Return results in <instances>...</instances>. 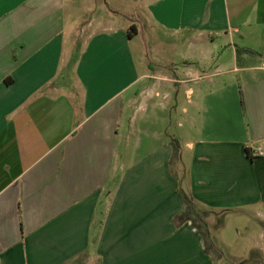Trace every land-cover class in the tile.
<instances>
[{"label": "crops", "instance_id": "crops-1", "mask_svg": "<svg viewBox=\"0 0 264 264\" xmlns=\"http://www.w3.org/2000/svg\"><path fill=\"white\" fill-rule=\"evenodd\" d=\"M258 150L264 0H0V264H264Z\"/></svg>", "mask_w": 264, "mask_h": 264}, {"label": "trees", "instance_id": "trees-1", "mask_svg": "<svg viewBox=\"0 0 264 264\" xmlns=\"http://www.w3.org/2000/svg\"><path fill=\"white\" fill-rule=\"evenodd\" d=\"M134 30V29H133ZM237 56H241L243 54H253L252 52L244 49H237ZM172 145L175 151V156L179 157V147L178 143L176 141H172ZM185 204H186V211L185 214L181 215L179 219L181 221H185L187 219L191 220L192 223L197 227V229L202 234L203 238L205 239L207 250H213L216 252L215 247L210 242V236L209 231L207 229L206 223L203 221V219L194 211L193 205L191 201L187 198H185Z\"/></svg>", "mask_w": 264, "mask_h": 264}, {"label": "rangeland", "instance_id": "rangeland-1", "mask_svg": "<svg viewBox=\"0 0 264 264\" xmlns=\"http://www.w3.org/2000/svg\"><path fill=\"white\" fill-rule=\"evenodd\" d=\"M181 179H183L181 177ZM210 234L212 235L210 237V242L212 243L213 246H215L216 242L215 239L219 236L222 237L225 247L222 249H219L220 253L224 255V260L226 264H233L234 261H237L235 257L237 256L236 251L237 248L235 247L236 239L238 238L237 236H245V234L237 233V231L234 229L233 225H228V228L225 232H216V229L214 227H211L210 229ZM240 240V239H238ZM243 242V240L241 241ZM239 251V249H238ZM250 258V257H248ZM259 259L262 260L261 257H258ZM251 259V258H250ZM248 264V263H247Z\"/></svg>", "mask_w": 264, "mask_h": 264}, {"label": "built area", "instance_id": "built-area-1", "mask_svg": "<svg viewBox=\"0 0 264 264\" xmlns=\"http://www.w3.org/2000/svg\"><path fill=\"white\" fill-rule=\"evenodd\" d=\"M256 156L259 157V158H263L264 157V152L258 150L256 152Z\"/></svg>", "mask_w": 264, "mask_h": 264}]
</instances>
